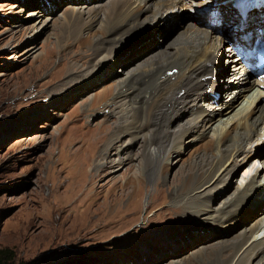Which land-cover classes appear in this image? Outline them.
Segmentation results:
<instances>
[{"label":"rangeland","instance_id":"obj_1","mask_svg":"<svg viewBox=\"0 0 264 264\" xmlns=\"http://www.w3.org/2000/svg\"><path fill=\"white\" fill-rule=\"evenodd\" d=\"M82 1L90 6L110 2ZM74 2L0 0V251H11L7 257L14 264H172L185 258V264H205L212 248L220 247L218 244L224 240L227 242L222 246L238 242L244 229L264 215V211L249 218V224L233 227L230 233L216 237L205 234V240H192L193 243L180 241L181 237H188L189 232L199 230V225L206 221L185 211L182 206L163 207L164 203L149 207V200L150 205L153 204L154 187H161L158 180L152 178L151 183L144 184L140 212L135 208L129 210L133 206L132 198H127L120 206L113 201L121 192L120 186L139 168V159H135L140 152L139 143L129 149L134 150V156L123 157L124 166L117 162L121 157L118 155L123 148L122 142L116 146L114 143V147L106 152L100 141L101 147L95 152L87 149L94 139L93 134L117 129L122 122L120 115L112 113L110 107L113 106L91 105L94 95L101 90L103 78L113 68V80H125L139 74L154 60H162L183 39L184 29L194 23L195 9L185 7L179 14L178 23L164 25L162 36V32H157L156 37L154 24L147 20L150 25L142 32L141 27L137 29L141 33L136 40L152 36L155 44L149 43L140 54H131L133 44L127 45L126 41L133 36L118 46L119 54L110 57L105 64L100 62L89 77L81 79L74 74L90 68L93 51L75 42L70 32L65 37L68 41L65 39L61 45L57 42L62 30L58 18L70 15ZM153 11L154 5H151L144 18L151 19ZM144 18L143 25L147 24L143 22ZM136 46V51L143 47ZM222 61V66L230 65L225 56ZM70 63L75 66L70 67ZM246 96L238 97L234 102L236 108ZM224 117L222 115L210 126L214 127ZM180 123L185 125L187 119L182 118L172 129L176 130ZM123 140L131 142L128 136ZM181 147L178 145V149ZM84 154L92 161L85 174L88 185H81L74 192L79 184ZM168 155L167 152L165 159ZM203 155L204 152H199L196 158L174 165L165 174L169 184L182 182ZM255 158L250 165L238 166L233 177L224 183L228 188L222 189L224 193L213 207L219 209L222 201L238 192L246 169L255 163L262 169ZM101 161L104 164L112 162L114 171L99 168ZM106 194L111 196L109 207L102 205ZM157 196L158 193L155 200ZM88 202L93 213L97 211L95 216H81L77 220L76 214L82 212ZM242 218L240 215L241 221ZM27 219L34 221L29 229L24 226ZM163 237L175 240L170 246L179 252L174 254L179 255L174 256L173 251H166L165 245L161 246L163 240L159 238ZM203 248L208 249L198 253ZM147 249L153 251L146 253ZM230 252L231 249L226 254ZM214 255L221 257L222 254L215 251Z\"/></svg>","mask_w":264,"mask_h":264},{"label":"bare ground","instance_id":"obj_2","mask_svg":"<svg viewBox=\"0 0 264 264\" xmlns=\"http://www.w3.org/2000/svg\"><path fill=\"white\" fill-rule=\"evenodd\" d=\"M74 1L70 15L58 18L62 30L57 42L61 45L63 41L65 43V39L68 41V37H65L70 32L75 42L93 51V64L90 68L74 74L81 79L89 77L100 62L105 64L110 57L119 54L118 46L133 36V39L126 41L127 45L133 44L131 54H140L150 44H155L152 36L136 40L150 25L147 20L154 24L157 37V32H162L160 36L164 34L167 23L170 25L179 22V14L185 7H193L196 12L194 23L184 29L183 39L172 52L162 57V60H154L139 74L130 75L126 79L123 77L125 80L114 81L116 79L113 80L112 68L101 81V90L92 99V106H113L110 107L112 113L120 115L122 122L117 125V129L115 127L106 133L93 134L94 139L87 148L89 151L95 152L101 147V143V148L106 152L122 142L123 148L120 146L122 150L118 155L122 158L117 162L119 166H124L126 161L123 157H127V154L134 156V150H129L130 147L137 146L138 143L140 145V152L135 155V159H139V168L120 186L121 192L113 201L120 206L127 198H132L130 203L133 206L129 210L135 208L140 212L143 186L151 183L153 178L158 180V185L161 184L162 188L154 187L151 199L153 204L150 205L149 200V207L164 203L163 207L182 206L185 211L203 217L206 221L198 224L199 230L186 233L188 237H179L180 241L205 240V234L216 237L215 235L230 233L233 227L249 224V220L264 211V79L257 78L251 72L244 58L235 53L234 47L247 45L258 38L259 29L264 28V7L260 11L252 9L243 18L232 0H110L109 3L94 6L82 0ZM238 1L251 7L254 0ZM151 5H154L151 19H145L146 11ZM143 18V22L147 24L143 25ZM140 27L142 30L138 32ZM137 44L143 46L142 49L136 51ZM77 46L80 47L78 44ZM224 56L229 60V66L227 63L222 66ZM73 66L75 65L70 63V67ZM74 75L72 74V78ZM214 92H220L221 98L215 99ZM245 96L244 101L236 108L234 102L238 97L242 99ZM222 115H225L224 119L217 121L214 127L210 126ZM184 117L187 123H180L176 130L172 129ZM126 136L131 142H123V137ZM195 143L196 146L193 145ZM178 145H182L181 149H178ZM167 152L169 155L165 159ZM183 152L186 153L185 156ZM199 152H204V155L199 164L187 172L186 178L182 182L169 184L165 174L177 163H186L188 158H196ZM254 157L262 165V169L256 167L257 163L246 169L241 185L236 190L238 192L222 201L219 209L213 207L218 197L224 193L221 192L222 189L228 188L224 183L233 177L239 165H250ZM90 158L88 160L84 154L79 184L74 192L81 185H88L85 174L92 162ZM117 162L114 160V164ZM114 164H104L101 161L99 168L114 171ZM166 184L169 186L165 187ZM93 189L95 190L94 186ZM157 193L158 198L155 200ZM110 198L106 194L102 205L109 207ZM89 204L90 202L86 203L84 210L76 214L77 220L81 216H95L97 211L93 213ZM240 215H243V221ZM33 222L25 220V228L32 227ZM160 239L163 240L161 246L165 245L166 251H173L170 245L175 240H169V237ZM226 242L224 240L218 244L220 247L212 248L205 264H264V215L244 229L238 242L222 246ZM188 245L186 241L187 248ZM177 248L182 249L181 246ZM207 249L203 248L198 253ZM229 249L231 252L226 254ZM152 251L147 249L146 253ZM215 251L221 252V257H216ZM174 253H179L177 250L172 254L179 255ZM186 260L187 258L172 264H185Z\"/></svg>","mask_w":264,"mask_h":264},{"label":"trees","instance_id":"obj_3","mask_svg":"<svg viewBox=\"0 0 264 264\" xmlns=\"http://www.w3.org/2000/svg\"><path fill=\"white\" fill-rule=\"evenodd\" d=\"M11 251L9 250H3V251H0V264H14L12 262L9 261L8 259V254H10Z\"/></svg>","mask_w":264,"mask_h":264}]
</instances>
